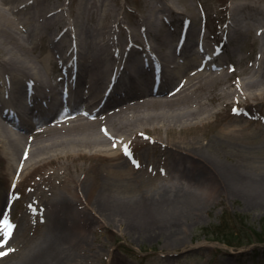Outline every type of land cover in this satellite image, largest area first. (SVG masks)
Segmentation results:
<instances>
[{
  "label": "bare ground",
  "instance_id": "6f19581e",
  "mask_svg": "<svg viewBox=\"0 0 264 264\" xmlns=\"http://www.w3.org/2000/svg\"><path fill=\"white\" fill-rule=\"evenodd\" d=\"M63 5L57 0H0V180L14 191L33 175L28 185L53 220L37 239L24 241L16 234L12 243H19L8 259L0 257V264L73 263L76 246L84 242L82 234L72 232L75 218L81 216L77 221L82 226L90 222L89 213L101 225L120 219L128 227L147 222L155 230L165 224L181 229L196 218L203 199L183 186L129 194L117 181L92 174L90 165L70 171V163L79 159L122 158L124 146L138 145L142 136L144 143H155L170 178L213 189L224 183L231 191H250L253 202L264 199V175H253L247 158L223 161L229 153L214 139L185 142L159 136L161 130L182 134L208 125L218 106L231 109L263 98L264 42L254 65L227 82L226 52L219 54L206 34L189 31L175 38L162 32L161 7L128 22L118 20L112 0H77L65 18ZM245 6L260 7L232 2L228 18ZM167 22L174 25L175 18ZM53 29L57 36L49 38ZM237 29L227 32L228 42L235 35L237 40L255 37L256 28L248 23ZM43 39L54 47L36 53V42ZM51 63L61 72L58 81L46 76ZM174 86L180 88L172 92ZM7 204L6 198L0 202V215L11 211ZM28 208L19 218L20 232ZM171 233L170 244L182 238L176 230Z\"/></svg>",
  "mask_w": 264,
  "mask_h": 264
},
{
  "label": "rangeland",
  "instance_id": "374dc122",
  "mask_svg": "<svg viewBox=\"0 0 264 264\" xmlns=\"http://www.w3.org/2000/svg\"><path fill=\"white\" fill-rule=\"evenodd\" d=\"M57 1L64 4L62 6L64 18L77 2ZM235 1L248 2L260 7L245 6L238 14H234V19H229L227 9L230 3ZM112 4L116 6L118 20L124 19L128 22L133 20L134 15L161 7L163 13L158 14V23L162 32H172L174 37H177L182 23L188 22L187 32L206 34V41L214 46L222 44L225 31H229L230 35L231 29H237L239 23L250 24L252 30L256 28L255 37L248 36L237 40L235 35L229 42V48L223 47L229 59L227 70L230 77L227 82L237 79L238 72L243 73L245 66L254 65L258 45L264 42V11L260 9H264V0H112ZM164 16L167 17L166 21H161ZM171 18H175L174 25L167 22ZM228 23L230 26L226 27ZM79 31L82 32V29ZM57 32L58 30L53 29L48 37L57 36ZM36 45V53L40 54L47 48L54 47L47 44L46 39L37 41ZM48 68L47 78L51 76L53 81L55 78L58 79L61 72L56 64L51 63ZM216 108L219 112L213 115L209 124L204 127L182 134L173 130L169 135L161 130L159 136L164 140L166 137L170 140L178 138L185 142L192 138L204 142L205 139L217 140L229 153L226 156L222 155L223 161L229 162L238 155L243 156L250 161V166L255 170L253 175L254 173L255 176L264 175V97L231 109L221 106ZM150 137L155 138L156 135ZM145 140L146 138L142 136L138 139L140 142L138 145L128 148L132 155L125 153L122 158L110 160L79 159L70 163V171H74L76 165L82 164L86 167L90 165L92 174L117 181L120 188L129 191V194H137L139 191L160 186H183L203 199L197 217L189 220L181 229L165 224L155 230L153 225L149 226L147 222L140 224L139 228L128 227L126 222L120 219L111 224L101 225V222L90 213V222L79 226L77 220L80 216L75 218L72 232L78 233L79 236L82 234L84 242L76 246V256L71 264H264V241L259 242L264 240V199L262 198L259 203L254 198L256 201L253 202L250 198L253 193L243 188L232 187L231 184L228 185L234 191L226 189L224 183L215 184L213 189L206 184L195 187L185 179L170 178V175H167V168L159 163L161 158L155 143L147 144L144 143ZM156 145L158 147V144ZM178 169L183 168L179 166ZM32 178L33 175L26 177L13 192L4 188L0 180V202L4 201L7 194L12 205L10 214L4 215L3 218H9L14 225L10 235H5L6 229L0 224V252L6 250L3 256L6 259L16 248V243H19H12L17 241L16 234L17 237L22 235L24 241L37 239L49 230L53 222L51 214L42 210L44 206L39 205L42 201L38 200L39 194L32 190L34 187L28 185ZM251 201L252 203H249ZM27 204L29 208L24 213V229L20 232L19 218ZM224 219L226 221L230 219L233 225L243 231L242 235L248 234L251 240L255 241L240 246H227L221 242V239H224V234L221 233L226 231L229 234L230 231L229 227L222 226ZM175 230L182 238L170 244L168 239L173 234L171 231ZM244 236L242 239L246 240Z\"/></svg>",
  "mask_w": 264,
  "mask_h": 264
},
{
  "label": "trees",
  "instance_id": "16d2710c",
  "mask_svg": "<svg viewBox=\"0 0 264 264\" xmlns=\"http://www.w3.org/2000/svg\"><path fill=\"white\" fill-rule=\"evenodd\" d=\"M222 226H227V228L229 227L230 231L229 234L226 231H223L221 234H224V239H221V242L225 243L227 246H240L242 244H246L248 242H253L255 240H251L250 235H242V232L240 229H238V227H236L235 225H233L230 222V219H228L227 221L224 219V224H222ZM244 236V238L246 240L242 239V236ZM257 240V239H256ZM259 241V240H258ZM264 240H261L259 242H263Z\"/></svg>",
  "mask_w": 264,
  "mask_h": 264
},
{
  "label": "snow or ice",
  "instance_id": "6c2138e0",
  "mask_svg": "<svg viewBox=\"0 0 264 264\" xmlns=\"http://www.w3.org/2000/svg\"><path fill=\"white\" fill-rule=\"evenodd\" d=\"M105 131H107V129H105ZM124 151L128 155H132V153L129 151L127 145L124 146ZM0 224L3 225L4 229H6L5 235H10L11 230H13V228H14V225L11 223L10 219L7 217H4V218L0 219ZM0 254H3V253H0Z\"/></svg>",
  "mask_w": 264,
  "mask_h": 264
}]
</instances>
